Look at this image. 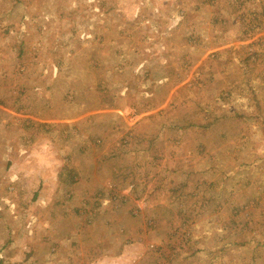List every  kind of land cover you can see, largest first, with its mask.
Returning <instances> with one entry per match:
<instances>
[{
  "label": "rangeland",
  "instance_id": "374dc122",
  "mask_svg": "<svg viewBox=\"0 0 264 264\" xmlns=\"http://www.w3.org/2000/svg\"><path fill=\"white\" fill-rule=\"evenodd\" d=\"M0 264H264V0H0Z\"/></svg>",
  "mask_w": 264,
  "mask_h": 264
}]
</instances>
